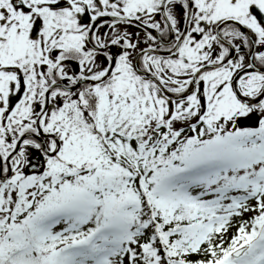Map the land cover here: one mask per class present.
<instances>
[{"label":"snow or ice","instance_id":"1","mask_svg":"<svg viewBox=\"0 0 264 264\" xmlns=\"http://www.w3.org/2000/svg\"><path fill=\"white\" fill-rule=\"evenodd\" d=\"M0 264H264V0H0Z\"/></svg>","mask_w":264,"mask_h":264}]
</instances>
